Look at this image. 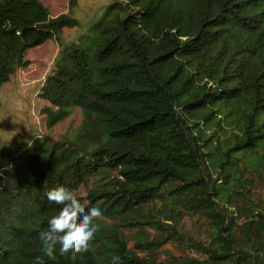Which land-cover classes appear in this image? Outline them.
<instances>
[{
	"label": "trees",
	"instance_id": "trees-1",
	"mask_svg": "<svg viewBox=\"0 0 264 264\" xmlns=\"http://www.w3.org/2000/svg\"><path fill=\"white\" fill-rule=\"evenodd\" d=\"M78 23L41 0H0V87L53 38L48 125L82 110L63 140L0 145V264H264L250 178L264 167V0H112L92 33L65 44ZM59 185L102 211L74 261L41 251ZM191 213L211 223L206 239L181 226ZM120 225L160 232L130 248ZM168 242L181 252L159 260Z\"/></svg>",
	"mask_w": 264,
	"mask_h": 264
},
{
	"label": "rangeland",
	"instance_id": "rangeland-1",
	"mask_svg": "<svg viewBox=\"0 0 264 264\" xmlns=\"http://www.w3.org/2000/svg\"><path fill=\"white\" fill-rule=\"evenodd\" d=\"M50 11L52 17L67 13L78 20V25L65 27L62 41L67 44L73 41L80 42L88 33L95 21L104 16L108 5L112 0H77L71 8L69 0H41ZM60 50V43L49 38L42 45L31 47L26 52L28 65L19 68L0 87V145L15 150L32 146L35 142L63 140L64 136L71 134L82 121V110L75 107L72 113L64 120L49 126L44 108L50 106V102L41 96V89L46 77L54 67V60ZM260 152L251 156L248 160L256 163L255 158ZM250 166H254L251 164ZM250 178L253 181V197L264 208V167L261 170L251 171ZM85 194V189L80 190ZM110 221V220H109ZM203 215L199 213L186 214L181 226L197 239H206V229L210 225ZM124 232L130 248L134 247L138 237L149 240L156 239L158 229L150 225H144L143 229L119 226ZM181 249L176 243L168 242L159 247L156 255L159 260H164L169 253L180 254ZM145 252H141L144 255Z\"/></svg>",
	"mask_w": 264,
	"mask_h": 264
},
{
	"label": "clouds",
	"instance_id": "clouds-1",
	"mask_svg": "<svg viewBox=\"0 0 264 264\" xmlns=\"http://www.w3.org/2000/svg\"><path fill=\"white\" fill-rule=\"evenodd\" d=\"M47 199L59 205L58 211L47 219V226L39 233L41 251L51 257L54 252L69 254L75 260L77 254L88 251L97 231L96 218L102 211L95 206L85 207L68 187L59 185L47 191ZM35 264H46L42 256Z\"/></svg>",
	"mask_w": 264,
	"mask_h": 264
}]
</instances>
